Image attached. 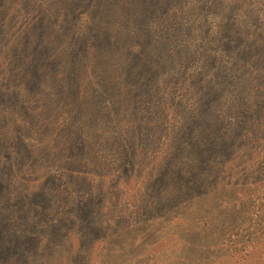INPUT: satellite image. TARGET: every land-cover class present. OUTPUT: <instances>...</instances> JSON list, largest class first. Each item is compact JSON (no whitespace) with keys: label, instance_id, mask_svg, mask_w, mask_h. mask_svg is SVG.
<instances>
[{"label":"trees","instance_id":"trees-1","mask_svg":"<svg viewBox=\"0 0 264 264\" xmlns=\"http://www.w3.org/2000/svg\"><path fill=\"white\" fill-rule=\"evenodd\" d=\"M10 1L0 165L43 167L58 203L28 231L0 223V264L38 233L29 264H264V0ZM129 56L151 65L128 76ZM6 181L30 200L31 176Z\"/></svg>","mask_w":264,"mask_h":264},{"label":"rangeland","instance_id":"rangeland-1","mask_svg":"<svg viewBox=\"0 0 264 264\" xmlns=\"http://www.w3.org/2000/svg\"><path fill=\"white\" fill-rule=\"evenodd\" d=\"M11 1H13V0H11ZM11 1L9 4V10H11V8L15 6V3L14 2L12 3ZM173 2L175 3V5H177V3L179 1L173 0ZM176 11L178 13V9H176ZM158 29H159L158 26H155V28L152 30L158 34V32H161V31H158ZM159 45L161 46V44H159ZM150 46H152V44H150ZM134 56H136V55H134ZM132 58H134V57L129 56V57H126L122 62H120L121 64L123 62H125L127 64L126 65L127 67H125L126 68L125 72L127 74L129 72L128 76H131V75L137 76L138 75L137 72L140 68L144 69L145 67H148L151 65V62H149V61L143 60V61L138 63V61L135 59L134 63H137V67L134 70L130 71V68H131L130 62H131ZM153 67H156V66L153 65ZM134 71H136V72H134ZM133 72L135 73V75ZM164 73L169 74V67H166ZM152 76H157V72H155V75H152ZM158 76H161V75H158ZM40 77L43 78V76H37V77H35V80H38ZM44 78H45V80H47V79L52 80V83H54L55 81H53V80H54V78H56V76H44ZM20 80H21V76L17 77L15 80L10 81L11 86L14 87V89L10 90V91L5 92V89L1 88L2 85H0V88H1L0 90H2V92L6 93V95L2 96L3 100L5 99L7 101L8 99L13 98V96L16 92L15 87L18 86ZM38 84H41V83L38 82ZM66 157H67V155L64 156L65 159H66ZM68 159L70 161L71 160L74 161V159L72 157H69ZM65 164L67 165V163H65ZM25 166H27L29 170L26 169V170H23L21 172L20 170H17V169L16 170H10V169L6 170V168H8L9 166L7 167V165L5 166L4 164L0 165V196H1L0 197L1 198L0 199V210L3 212V216L0 214V223H5V224L9 223L11 225L15 224V223H20L21 224L20 227H17L16 230H23L24 232L28 231L29 227L36 226V224H39L38 223L39 219L46 220L49 215L54 214L55 209H56V204L58 203L56 201L58 199V197L55 199V195H50V192H52L56 188V186L50 185L51 176H49V175L46 176L47 171H45L43 167L41 168L42 170L41 169H35V170L33 169L32 170V165L26 164ZM21 173L27 175V177L31 176L32 180L36 183V185H35L36 187L31 188L28 191V193H30V195L32 197L29 195L30 200H27V202H25L26 200H24V198L19 196L20 194L25 196L23 193V190H24L23 186L16 188V187L12 186L10 182L7 183V181H6L7 177H9L11 174L16 177V176H21ZM31 185H32V187H34L33 184H31ZM151 189L152 188H150V190ZM150 190L147 191V194L149 195V197L153 194L152 190L151 191ZM62 205L65 208V205H66V207L67 206L69 207L70 203H69V201L66 202V200H63ZM75 209H76L75 207L70 208L71 211H73ZM38 213H43V215H39ZM85 214H86L85 210L80 213L82 218L87 216ZM66 217L70 218L69 215H66ZM63 222H64V220H63ZM151 222H148L151 229L158 231L159 229L156 228V225H154V223H151ZM60 226H61V224H60ZM4 227H6V226H3V228H0L1 229L0 234L1 235L9 234L10 228L5 229ZM91 229H93V228H91ZM55 232H57V231H55ZM38 234H41V233H38ZM38 234H36L35 237L30 238V242L25 243L23 245H20L21 248L17 252V253H19L18 255L17 254H10L9 255L12 258V262H14L13 264H29L30 260L28 259V256L31 254V252H29L28 247H30V248L34 247V243L37 240ZM50 234H51V236H54L57 238V235L55 233L51 232ZM123 235L127 236L126 234H123ZM62 236H63V234L61 235V237H59V242L56 243L59 246V248L57 249V252H58L59 256H67L69 258L72 256V253H74V252H71L73 250H71L69 247L73 243V241L69 240L71 238H67V237L63 238ZM125 239H126V237H125ZM119 253L120 252L117 253V251H115V250L109 251V254H111L112 258L114 259L113 264H133L132 261L129 262L128 256H125L124 254H119ZM150 255L152 256V254H150ZM171 257L172 256H170V255L167 257L169 259V262L173 261V259ZM108 258L109 257H106V258L102 257L100 259V263L101 264H108ZM153 260H151V261H153ZM146 264H162V262L160 261V259L157 258L156 261L151 262V263H150V261H148Z\"/></svg>","mask_w":264,"mask_h":264}]
</instances>
